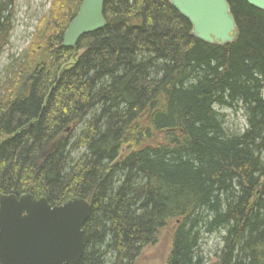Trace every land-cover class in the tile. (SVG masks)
Segmentation results:
<instances>
[{"label": "trees", "instance_id": "16d2710c", "mask_svg": "<svg viewBox=\"0 0 264 264\" xmlns=\"http://www.w3.org/2000/svg\"><path fill=\"white\" fill-rule=\"evenodd\" d=\"M227 1L229 44L195 38L170 0H107L106 27L66 48L83 0H54L0 80V195L86 200L78 264H135L170 222L168 264H264V13ZM15 6L0 0V51ZM238 108L231 134L221 111Z\"/></svg>", "mask_w": 264, "mask_h": 264}, {"label": "water", "instance_id": "95a60500", "mask_svg": "<svg viewBox=\"0 0 264 264\" xmlns=\"http://www.w3.org/2000/svg\"><path fill=\"white\" fill-rule=\"evenodd\" d=\"M107 0H83L64 34L63 46L75 48L82 37L106 27ZM192 25V35L206 43L225 45L238 31L227 0H170ZM264 13V0H245ZM92 206L74 198L51 206L31 194L0 195V264H78L86 242L84 228Z\"/></svg>", "mask_w": 264, "mask_h": 264}, {"label": "rangeland", "instance_id": "374dc122", "mask_svg": "<svg viewBox=\"0 0 264 264\" xmlns=\"http://www.w3.org/2000/svg\"><path fill=\"white\" fill-rule=\"evenodd\" d=\"M53 3L54 0H16L15 16L13 27L10 31L9 44L4 46L2 51H0L1 82L4 81L10 65L15 60L20 59L25 51H27L42 21L47 18ZM9 77L12 78V75L10 74ZM2 84L3 86L7 84V87L13 85L10 81ZM221 113L224 115L229 133H243L247 129L244 112L240 108L223 109ZM130 152L131 149L124 148L121 158H125ZM175 229L176 224L174 222H170L167 227L161 229L156 242L142 250L135 264H168L173 248ZM222 236L223 232L204 235L201 249L203 254L211 261L215 259L222 247Z\"/></svg>", "mask_w": 264, "mask_h": 264}, {"label": "bare ground", "instance_id": "6f19581e", "mask_svg": "<svg viewBox=\"0 0 264 264\" xmlns=\"http://www.w3.org/2000/svg\"><path fill=\"white\" fill-rule=\"evenodd\" d=\"M3 28V27H2ZM216 55V54H215ZM216 57V56H215ZM17 80V79H16ZM69 87V86H68ZM58 88V87H57ZM70 90V89H69ZM60 91V90H59ZM66 91V90H65ZM71 92H73L72 90H71ZM74 94V93H73ZM50 113V112H49ZM49 113H48V115H49ZM76 141V140H75ZM1 195H4V194H1Z\"/></svg>", "mask_w": 264, "mask_h": 264}]
</instances>
